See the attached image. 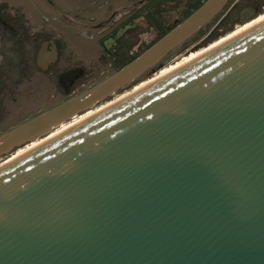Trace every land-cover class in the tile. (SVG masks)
I'll list each match as a JSON object with an SVG mask.
<instances>
[{
	"label": "water",
	"instance_id": "1",
	"mask_svg": "<svg viewBox=\"0 0 264 264\" xmlns=\"http://www.w3.org/2000/svg\"><path fill=\"white\" fill-rule=\"evenodd\" d=\"M226 1L0 132V155L132 82ZM0 264H264V21L1 165Z\"/></svg>",
	"mask_w": 264,
	"mask_h": 264
},
{
	"label": "rangeland",
	"instance_id": "2",
	"mask_svg": "<svg viewBox=\"0 0 264 264\" xmlns=\"http://www.w3.org/2000/svg\"><path fill=\"white\" fill-rule=\"evenodd\" d=\"M202 1L160 0V11L156 13V0H0V17L13 24L15 16L19 15L25 29L37 32L39 39L50 34L59 41L63 55L68 51L73 52L76 66L83 71L81 84L75 86V90H78L113 72L140 53ZM140 6L143 9L136 12ZM255 7L258 9L255 10ZM262 18V0H227L216 15L139 77L51 130L43 138L51 137L127 96L148 81L162 76ZM59 97L49 96L46 103L50 104ZM40 101L45 100L42 98ZM34 102H28L26 109L38 103ZM25 150V147L18 148L0 156V165Z\"/></svg>",
	"mask_w": 264,
	"mask_h": 264
},
{
	"label": "flooded vegetation",
	"instance_id": "3",
	"mask_svg": "<svg viewBox=\"0 0 264 264\" xmlns=\"http://www.w3.org/2000/svg\"><path fill=\"white\" fill-rule=\"evenodd\" d=\"M159 1L155 2L156 13L160 11ZM143 6L136 8V12L141 11ZM21 21L19 15L15 16L13 24L0 17V132L31 113L59 101L66 94L85 87L75 90V86L81 84L83 71L76 66L73 52L68 51L63 55L59 41L50 34L39 39L37 32L25 29ZM57 95H60L59 99L46 103L49 96ZM42 98L44 102L40 101ZM31 101L38 103L26 109L27 103ZM43 134L35 142H24L12 147L10 151L23 147L29 149L49 138H43Z\"/></svg>",
	"mask_w": 264,
	"mask_h": 264
},
{
	"label": "bare ground",
	"instance_id": "4",
	"mask_svg": "<svg viewBox=\"0 0 264 264\" xmlns=\"http://www.w3.org/2000/svg\"><path fill=\"white\" fill-rule=\"evenodd\" d=\"M263 21H264V18L259 19L258 21L254 22L253 24L249 25L248 27L244 28L243 30H241V31H239V32H237V33H235V34H233L232 36L226 38L224 41L220 42L219 44H217V45H215V46H212L211 48L207 49L206 51H203V52L199 53L197 56L193 57L192 59H190V60H188V61H185V62H183V63L177 65L176 67H174V68L168 70V71H167L165 74H163L162 76H160V77L157 76V78H154V79H152L151 81H148V82H147L145 85H143L141 88H139V89H137L136 91H134V92L128 94L127 96H129V95H131V94H133V93L139 91L140 89L146 87V86L149 85L150 83H152V82H154V81H156V80H158V79H160V78H162V77H164V76H166V75L172 73V72L175 71L176 69H178V68H180V67H182V66H184V65H186V64H188V63H190L191 61L195 60L196 58L200 57L201 55H203V54L207 53L208 51H211V50L214 49L215 47L221 45V44L224 43L225 41H228L229 39H231V38H233V37H235V36L241 34L242 32H244V31L250 29L251 27H253V26H255V25H257V24H259V23H261V22H263ZM127 96H125V97H127ZM125 97H122L121 99H123V98H125ZM121 99H119V100H121ZM119 100H117V101H119ZM117 101H116V102H117ZM114 103H115V102H114ZM114 103H111V104H109L108 106H110V105H112V104H114ZM108 106H106V107H108ZM106 107H104V108H106ZM104 108H102V109H104ZM89 109H90V108H89ZM102 109H100V110H102ZM87 110H88V109H87ZM100 110H98V111H100ZM85 111H86V110H85ZM98 111H97V112H98ZM83 112H84V111H83ZM97 112L91 113L90 115H88L87 117L83 118L82 120H80V121H78V122L76 121V123L72 124L71 126L65 128V129H63L62 131H60V132H58V133L52 135V136L49 137L48 139H50V138L54 137L55 135H57V134H59V133L65 131L66 129H68V128L74 126L75 124H77V123L83 121L84 119H86V118H88V117L94 115V114L97 113ZM81 113H82V112H81ZM81 113H79V114H81ZM79 114L73 115V116H72L71 118H69L68 120L75 118V117H76L77 115H79ZM68 120H66V121H68ZM66 121H62L61 123H59L58 125L54 126L53 128L60 126L61 124L65 123ZM53 128H51L50 130H48L47 132H45L42 136H45V135H47L48 133H50V131H51ZM37 138H39V137H36L35 139L31 140L30 142H35ZM48 139H45L44 141H46V140H48ZM44 141H43V142H44ZM43 142H41V143H43ZM41 143H39V144H37V145H35V146L30 147L29 149L25 150L24 152H22L21 154L15 156V157H13L12 159L8 160L7 162L12 161L13 159L19 157L20 155L26 153L27 151L33 149L34 147H36V146H38V145H40ZM7 162H5V163H7ZM5 163H3V164H5ZM3 164H2V165H3ZM0 166H1V165H0Z\"/></svg>",
	"mask_w": 264,
	"mask_h": 264
}]
</instances>
